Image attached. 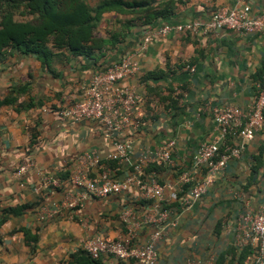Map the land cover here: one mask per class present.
Returning <instances> with one entry per match:
<instances>
[{
    "label": "crops",
    "instance_id": "1",
    "mask_svg": "<svg viewBox=\"0 0 264 264\" xmlns=\"http://www.w3.org/2000/svg\"><path fill=\"white\" fill-rule=\"evenodd\" d=\"M170 1L168 14L153 25L136 20L123 27L134 14L106 12L98 34L109 37V32H118L121 39L98 64L67 51H55L48 64L19 52L0 62V100L16 98L0 106V218L3 211L25 208L8 214L0 226V264H70L88 237L115 239L132 233L134 244L140 245L160 225L156 264H215L221 254L226 253L228 260L231 250L243 247L239 243L251 223L247 215L264 207V123L249 140L228 135L224 144L241 147L240 156L227 162L191 206L183 205L182 199L207 177L206 167L195 166L193 156L216 135L212 108L246 109L255 97L264 72V32L186 30L156 37L146 46L144 38L165 23H204L219 7L248 5L259 14L264 12V0ZM126 55L140 66L138 73L125 79L142 99L139 126H122L108 138L105 127L95 120L72 121L56 114L83 99L82 89L97 69ZM167 138L176 141L171 163L145 169L143 176L144 181L155 179L164 187L161 199L145 197L136 186L97 197L71 181L81 166L79 157L88 152L100 158L89 172L91 178L110 169L124 180L129 164L108 163L115 140L131 142L133 162ZM28 159L35 162L34 170L16 177L14 171ZM183 172L192 176L190 183L180 182ZM43 175L58 176L59 184H45ZM77 199L74 208L66 206ZM55 207L60 208L57 213L42 218ZM161 208L170 210L169 217L162 224L151 222ZM23 227L38 236L34 252ZM101 259L103 264L108 261L105 256Z\"/></svg>",
    "mask_w": 264,
    "mask_h": 264
},
{
    "label": "built area",
    "instance_id": "2",
    "mask_svg": "<svg viewBox=\"0 0 264 264\" xmlns=\"http://www.w3.org/2000/svg\"><path fill=\"white\" fill-rule=\"evenodd\" d=\"M225 28L242 34L264 32V12L253 14L251 8L245 5L241 8L219 7L210 15L204 23L192 22L185 24L165 23L154 32L144 38L146 46L156 37H166L171 33L191 31L209 32ZM140 70L139 62L131 55L122 57L105 69L96 70L87 85L83 87V99L71 105L57 109L56 114L62 119L81 121L84 119L95 120L105 127V136L110 138L113 133L122 126L137 127L140 125L139 112L142 99L138 93L125 83V79ZM193 71L194 69L191 68ZM215 137L211 141L203 142L193 156L195 166L204 165L207 177L190 187L184 195L182 202L185 206H191L206 191L214 176L223 170L227 162L233 157H239L241 147L226 146L221 151V146L230 134H237L242 140L254 137L264 123V75L257 84V91L251 104L242 109L238 106H215L212 108ZM176 141L167 138L153 150L143 154L136 161L131 162L132 144L129 141L115 140L113 150L108 159L118 160L120 163L129 164L130 172L124 180H118L110 169L103 171L98 178H91L89 172L93 166L100 163V158L93 152L84 153L79 157L81 166L71 177L72 183L83 188L85 192L97 197H105L110 194H119L132 186L143 193L147 198L161 199L164 187L155 179L144 181L145 169L150 164L167 165L172 161ZM35 162L28 159L19 165L14 171L18 178H22L30 170H34ZM192 176L183 172L180 176L181 183H190ZM42 182L47 185H58L56 177L42 176ZM77 200H69L66 206L74 208ZM59 207L47 209L42 218H49L57 213ZM170 214V210L161 208L157 217H151L150 221L162 224ZM251 218L249 227L244 232L239 245H252L257 247L256 254L248 257L242 263L237 264H264V207ZM163 227L160 225L145 244H134L133 234L124 238H109L93 236L85 239L81 247L92 258L108 257L106 264H116L117 261L135 260L140 264H156L158 253L156 243L161 237Z\"/></svg>",
    "mask_w": 264,
    "mask_h": 264
},
{
    "label": "trees",
    "instance_id": "3",
    "mask_svg": "<svg viewBox=\"0 0 264 264\" xmlns=\"http://www.w3.org/2000/svg\"><path fill=\"white\" fill-rule=\"evenodd\" d=\"M170 3V0L158 5H154L152 0H99L92 5L89 0H0V62L7 55L19 52L24 55H35L43 63L48 64L55 51H67L74 56L87 57L93 64H98L105 52L121 39L118 32H109V37L98 34L106 12L134 14V18L127 20L123 27H129L136 20L142 25H153L168 14ZM112 63L99 69H105ZM263 75L264 72L260 81ZM15 101V97L6 96L0 100V106ZM226 146L223 143L221 151ZM108 161L110 166L120 164L118 160ZM157 167L159 165L150 164L146 169ZM24 209L21 207L3 211L0 226L6 221L8 214H18ZM21 230L24 232L26 243L34 252L37 234L25 227ZM231 251L230 259L227 260V254L223 253L215 264L242 263L256 254L257 247L245 245ZM72 257L73 261L70 264H103L101 258H92L84 249H80Z\"/></svg>",
    "mask_w": 264,
    "mask_h": 264
},
{
    "label": "rangeland",
    "instance_id": "4",
    "mask_svg": "<svg viewBox=\"0 0 264 264\" xmlns=\"http://www.w3.org/2000/svg\"><path fill=\"white\" fill-rule=\"evenodd\" d=\"M99 0H89L92 5H95Z\"/></svg>",
    "mask_w": 264,
    "mask_h": 264
}]
</instances>
